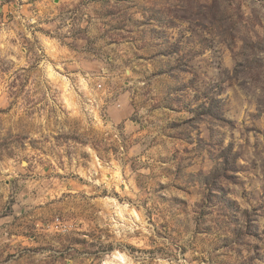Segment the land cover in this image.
Listing matches in <instances>:
<instances>
[{
	"label": "rangeland",
	"instance_id": "1",
	"mask_svg": "<svg viewBox=\"0 0 264 264\" xmlns=\"http://www.w3.org/2000/svg\"><path fill=\"white\" fill-rule=\"evenodd\" d=\"M253 2L185 40L112 0H0V264H224L231 241L264 264Z\"/></svg>",
	"mask_w": 264,
	"mask_h": 264
},
{
	"label": "clouds",
	"instance_id": "2",
	"mask_svg": "<svg viewBox=\"0 0 264 264\" xmlns=\"http://www.w3.org/2000/svg\"><path fill=\"white\" fill-rule=\"evenodd\" d=\"M212 0H112V5L117 8V17L131 23H140L154 20L156 23L152 27L167 32H180L185 40L193 34L192 29L197 21L202 22L207 18L211 11ZM245 12L249 17L257 15L256 9L259 7L253 0H244ZM259 18L264 21V13H259ZM189 25L192 27L190 28ZM178 26V27H177ZM130 74V73H129ZM256 92L249 94V99L257 98ZM259 97L264 101V93H259ZM223 99V96L217 97ZM264 234V228L261 229ZM229 247L233 253L240 252L239 256L228 255L222 257L224 264H227L229 257L234 264H249L248 257L250 253L245 248L240 247L237 241H231ZM224 252V249H220ZM211 257V264H216L218 253L208 249ZM10 264H19V262H10Z\"/></svg>",
	"mask_w": 264,
	"mask_h": 264
},
{
	"label": "crops",
	"instance_id": "3",
	"mask_svg": "<svg viewBox=\"0 0 264 264\" xmlns=\"http://www.w3.org/2000/svg\"><path fill=\"white\" fill-rule=\"evenodd\" d=\"M21 49H22V50H25V48H24V47H22Z\"/></svg>",
	"mask_w": 264,
	"mask_h": 264
}]
</instances>
